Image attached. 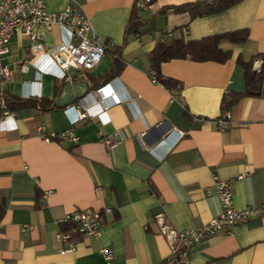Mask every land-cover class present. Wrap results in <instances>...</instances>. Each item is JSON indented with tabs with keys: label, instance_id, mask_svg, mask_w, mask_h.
Returning a JSON list of instances; mask_svg holds the SVG:
<instances>
[{
	"label": "crops",
	"instance_id": "0c3cea01",
	"mask_svg": "<svg viewBox=\"0 0 264 264\" xmlns=\"http://www.w3.org/2000/svg\"><path fill=\"white\" fill-rule=\"evenodd\" d=\"M42 1L49 12L79 4L108 47L94 68H68L63 78L48 51L71 40L67 30L40 28L39 42L19 32L9 40L2 63L11 75L0 94L38 98L46 109L10 111L5 101L6 115L0 103V264H104L101 247L112 250L115 264H264V210L192 244L184 260L159 228H198L219 215L213 176L233 179L235 209L264 205V96L242 95V63L264 73V0L197 16L166 7L213 0H151L146 8L138 0ZM241 30L243 41L218 42L228 53L222 61L150 58L159 44ZM107 82L124 101L100 110L92 92ZM80 100V110L94 115L71 124L74 111L65 108ZM39 126L55 134L71 129L77 139L46 142ZM107 136L111 146L102 142ZM94 210L102 222L96 238L62 221ZM60 233H69L73 250L62 251Z\"/></svg>",
	"mask_w": 264,
	"mask_h": 264
},
{
	"label": "built area",
	"instance_id": "2783aa9c",
	"mask_svg": "<svg viewBox=\"0 0 264 264\" xmlns=\"http://www.w3.org/2000/svg\"><path fill=\"white\" fill-rule=\"evenodd\" d=\"M151 0H138L135 3L137 8H146L150 6ZM53 26H59L67 30L71 40L66 43H60L52 46L48 55L53 63L59 68L60 76L69 78L66 71L68 68L89 70L94 68L104 56L107 47L99 41L92 26L91 18L85 13L79 4H69L59 12H49L42 0H0V85L4 80L10 78L11 72L8 67L2 63V58L8 53V43L11 37L19 32L22 36L33 42H39L42 39V32L39 29L51 30ZM25 69L24 66L21 67ZM152 81H156L154 72L150 74ZM96 96V103L100 110H106L112 103H122L124 99L119 95L111 82H107L95 88L92 92ZM0 103L3 113L5 110V100L0 94ZM83 100L76 105H70L65 108V112L70 115L71 124L76 123L86 117L94 115V110L85 109ZM228 112L222 118L217 120L221 125L229 119ZM38 136L44 141L49 142L51 138L58 135L61 139L69 138L76 140L77 136L71 129L58 134L48 131L45 126L37 128ZM181 134V133H180ZM102 142L106 146H111L113 141L110 138L103 137ZM238 176L237 178H241ZM215 185V194L221 204L219 215L210 218L205 224L198 228H187L176 230L169 225L160 224V231L166 238L171 253L176 259L184 260L186 250L189 246L199 242L219 231H228L234 224L249 219L256 215L259 210H264V205L260 208L246 207L242 210L235 209L232 202L231 184L233 179L222 180L213 176ZM206 193L211 194L210 190ZM105 212L111 210L105 208ZM63 222L71 224V231L79 232L86 237L96 238L100 235L102 226L101 216L98 210L94 211H72L67 213ZM58 237L64 241L66 247L62 250L68 252L73 250L74 244L69 242V233H60ZM104 264H115L114 253L108 247H101L99 250Z\"/></svg>",
	"mask_w": 264,
	"mask_h": 264
},
{
	"label": "trees",
	"instance_id": "16d2710c",
	"mask_svg": "<svg viewBox=\"0 0 264 264\" xmlns=\"http://www.w3.org/2000/svg\"><path fill=\"white\" fill-rule=\"evenodd\" d=\"M240 0H213L208 3H195V4H184L180 6H168L166 9H171L174 12H179L185 9L191 10L192 16L205 15L217 13L222 10L229 8ZM134 22H137V19L130 20L126 27V33L132 29ZM247 34L245 30L223 33L208 38H204L199 41H188L183 42L181 40H174L168 45L159 44L151 53V60L153 63L157 61V58L162 56L168 57H185L190 55L198 60L213 59L217 61L224 60L227 56V52H221L217 49V44L222 39H229L236 42H241L246 38ZM114 54H117L116 52ZM244 66V76L246 89L242 95L246 96H264V73L260 70L258 72L251 69L250 63L243 62ZM155 66V65H154ZM6 108L8 110H14L16 108L34 104L39 109H46V106L43 105V100L38 98L30 97L27 99L16 98L5 96Z\"/></svg>",
	"mask_w": 264,
	"mask_h": 264
}]
</instances>
